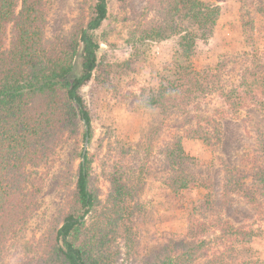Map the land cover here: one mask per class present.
I'll use <instances>...</instances> for the list:
<instances>
[{
    "label": "rangeland",
    "instance_id": "1",
    "mask_svg": "<svg viewBox=\"0 0 264 264\" xmlns=\"http://www.w3.org/2000/svg\"><path fill=\"white\" fill-rule=\"evenodd\" d=\"M203 1L220 5L222 12L213 35L197 40L192 60L198 69L215 71L218 65L228 86L254 54L264 52V0ZM95 2L46 0V38H72L92 15ZM166 13V0H108V16L93 32L100 44L98 66L82 88L91 115L85 155L90 161L89 187L101 210L109 199L110 179L124 177L132 193L137 238L133 243L119 238L110 261L155 264L168 246L193 240L191 227L204 223L207 231L197 237L215 240L231 225L229 241L222 246L231 259L264 264V190L258 180V168L264 170V110L251 106L232 113L213 82L205 92L149 104L161 85L176 78L175 62L186 63L180 33H156L168 27ZM175 26L183 32L180 19ZM11 44L9 27L6 48ZM85 131L84 121H79L47 163L29 169L35 191L32 210L13 234L0 264L40 255L47 238L61 226L65 201L83 160ZM178 141L194 158L183 171L208 188H170L169 177L181 167L171 165L168 150ZM229 171L232 180L227 185Z\"/></svg>",
    "mask_w": 264,
    "mask_h": 264
},
{
    "label": "trees",
    "instance_id": "2",
    "mask_svg": "<svg viewBox=\"0 0 264 264\" xmlns=\"http://www.w3.org/2000/svg\"><path fill=\"white\" fill-rule=\"evenodd\" d=\"M166 1L168 27L156 33L163 35L168 29L180 33L179 46L186 63L175 62L176 78L168 86L161 85L149 104L164 98L175 101L181 93L205 92L213 82L232 113L251 106L264 110V52L254 54L239 70V78L225 85L218 65L215 71L198 69L192 60L197 40L213 35L221 6L203 0ZM45 3L0 0V256L31 213L35 191L30 186L33 173L29 169L47 163L65 133L75 131L79 121L88 126L85 136L91 134V115L82 88L93 79L98 66L100 44L93 32L108 16V0H96L88 21L68 40L46 38ZM176 19L183 22V32L175 26ZM9 27L12 44L6 48ZM262 142L264 145V139ZM168 159L171 165L181 167L168 179L174 192L197 185L208 188L206 182L183 171L194 158L186 154L180 141L169 148ZM258 169L262 170L258 180L264 190V170ZM89 180L90 161L85 157L74 189L67 195L61 226L47 238L40 255L10 264H112L119 238L131 243L137 240L129 202L132 193L124 177L110 179L109 199L101 210ZM231 180L229 171L227 185ZM229 228L233 226H226L222 235L210 241L197 237L207 231L206 224L197 223L189 231L193 240L168 246L155 264H242L233 261L222 247L229 241ZM203 251L206 253L199 256Z\"/></svg>",
    "mask_w": 264,
    "mask_h": 264
},
{
    "label": "water",
    "instance_id": "3",
    "mask_svg": "<svg viewBox=\"0 0 264 264\" xmlns=\"http://www.w3.org/2000/svg\"><path fill=\"white\" fill-rule=\"evenodd\" d=\"M86 126V130H88V126ZM88 142H89V137L88 135L86 136V139H85V146H84V150H83V161L85 160V155H86V152H87V145H88Z\"/></svg>",
    "mask_w": 264,
    "mask_h": 264
}]
</instances>
